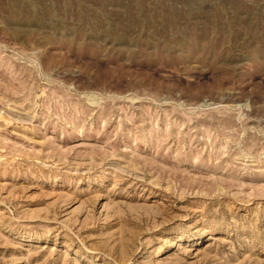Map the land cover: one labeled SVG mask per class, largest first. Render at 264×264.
Masks as SVG:
<instances>
[{
    "label": "rangeland",
    "instance_id": "1",
    "mask_svg": "<svg viewBox=\"0 0 264 264\" xmlns=\"http://www.w3.org/2000/svg\"><path fill=\"white\" fill-rule=\"evenodd\" d=\"M0 264H264V0H0Z\"/></svg>",
    "mask_w": 264,
    "mask_h": 264
}]
</instances>
